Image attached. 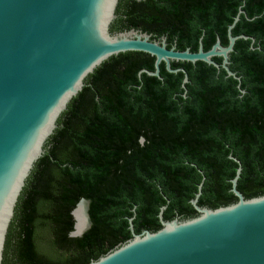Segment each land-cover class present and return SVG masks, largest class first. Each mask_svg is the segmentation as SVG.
<instances>
[{"label": "trees", "instance_id": "trees-1", "mask_svg": "<svg viewBox=\"0 0 264 264\" xmlns=\"http://www.w3.org/2000/svg\"><path fill=\"white\" fill-rule=\"evenodd\" d=\"M239 9L243 12L231 33L248 38L236 39L228 66L240 81L223 67L201 60H172L171 68L183 67L188 75L185 91L184 73L168 71L163 61L160 77L139 74L143 68L154 70L155 57L143 51L111 55L86 76L25 180L1 264H88L130 237L127 218L134 205L135 230L139 221L155 230L160 227L157 212L166 202L164 195L169 199L164 218L194 214L188 200L202 177L198 169L206 175L203 188L213 180V172L220 183L225 181L220 165L209 168L191 156L189 141L183 139L187 135L146 131L144 143L138 145L140 133L133 130L217 126L199 117L207 110H222L221 99L211 102L208 97L264 96V0H120L110 27L120 31L139 25L156 35L176 36L178 50L196 51L201 38L207 50L217 36L222 45L228 43L227 27ZM213 59L221 62L219 56ZM193 113L198 117L193 119ZM262 127L264 119H254V136L243 135V142H254V149L244 148L240 156L243 180L248 176L245 162L254 160L258 188L264 179ZM197 152L201 158H225L215 147ZM234 172L235 168L231 175ZM250 184L246 195L263 193L264 186L257 191L254 180ZM222 190L226 197L212 196L210 205L228 202L232 193ZM80 198L89 202L92 225L81 236L71 237L70 211Z\"/></svg>", "mask_w": 264, "mask_h": 264}, {"label": "water", "instance_id": "water-1", "mask_svg": "<svg viewBox=\"0 0 264 264\" xmlns=\"http://www.w3.org/2000/svg\"><path fill=\"white\" fill-rule=\"evenodd\" d=\"M118 0H0V264L9 224L18 196L44 144L57 126L69 100L83 87L84 79L102 61L125 51H143L155 57L154 70L141 69L160 77V62L168 71L184 73L170 62L197 60L223 67L240 81L229 64V53L238 38L231 30L243 12L239 9L227 27L228 43L219 37L207 50L201 38L196 51L166 46V37L150 39L136 29L111 31ZM252 41L254 40L251 37ZM221 57L216 62L213 57ZM241 91H243L241 89ZM184 94V93H183ZM238 163L239 161L236 160ZM240 164L231 179L237 200L216 208L196 204L202 181L191 203L198 211L192 217L164 220L155 231H133L132 237L88 264H264V193L245 198L237 189ZM75 220L71 235L78 236Z\"/></svg>", "mask_w": 264, "mask_h": 264}, {"label": "flooded vegetation", "instance_id": "flooded-vegetation-1", "mask_svg": "<svg viewBox=\"0 0 264 264\" xmlns=\"http://www.w3.org/2000/svg\"><path fill=\"white\" fill-rule=\"evenodd\" d=\"M119 1L120 0H118L117 6L119 4ZM117 6H116V14L118 16ZM110 27H111V25H110ZM131 28L142 31V32L144 31V32L149 33L150 39H153V40L154 39L160 40L162 36H165L166 37V46L167 47L168 46L169 47L174 46L176 48V45H177L176 36L171 38V37L166 36V34L156 35V33L143 30V28L139 25L136 27H129V28L122 27L120 29V31L128 30ZM216 99H221L222 110H219V111L207 110V111H204L199 117L204 119L202 122L214 123V124H217V126H205V127L204 126H189L186 128H168V129H162V128L156 129L155 128V129H134L133 130V132H135V133L138 131L140 133V135H138V137L136 138L138 145H141L144 143V140H145L144 132H146V131L153 132V133H161L162 132V133H179L182 135H187V136L183 137V139H186L189 141L188 143H189V147L191 150V156L193 158L198 159L201 164L206 165L209 168H212L213 166H219L220 165L221 172H222L221 174L225 180V181L220 183V181H222V180L219 177V175L215 172H213L212 174L210 173L211 177H213V180L208 181V183L203 188V184H204L206 175L203 173V171L201 169H198L199 172L202 174V177H201L200 181L197 183V189L195 190L194 195L191 198H189V200H188L190 205L193 207V210H194L193 213L194 214H192V215L188 214L185 217H181L180 215H174L172 218H169V219L164 218L163 213H164L165 209L167 208V204L169 202V199L164 195L166 202L159 206V209L157 212V217H158V221L160 223V227H161V222H160L158 213H159L160 207L162 205H166V207L164 208V210L162 212V218L164 220H171L175 217H178L179 219H183V218L192 217V216H195L198 214V211L195 209V207L191 203V199H193L195 197V194L198 191V185L202 181V179H203V181H202V185L200 188V194H199V196L197 198V202H196V204L198 206H200V207L205 206L208 208H216L218 206L226 205V204H229V203L236 201L237 197L233 193V191L231 190V187H232L231 179L234 177L235 172H236V168L238 167L239 164L241 166V172H240V175L236 181V189L245 198H250V197L257 196V195H261V194L246 195V193H244V191L246 190V187H249L251 185L250 182L253 180H254V184L256 185V189L258 191V189H260L262 186H264V179H262L263 183L258 188L257 186L259 184H257V177L254 175V160L249 159L248 161L245 162L246 173L248 174V176L244 177V180H243L241 178L242 177L243 164L241 162L240 156L242 155L244 148L248 149V150L254 149V142H251V143L249 142V143L245 144L243 142V135L254 136V119H264V111H259V107L264 108V96H256V95L244 96L242 94H238V95H232V96H220V97L211 96V97H208V101H211V102L215 101ZM259 100H261V101H259ZM258 103H261V104L259 105ZM209 107H212V105H210ZM193 115H194L193 119L198 117V116H196L195 113H193ZM262 128L264 130V127H262ZM199 135H206V136H199ZM211 147H215L218 150H221V153L224 154L225 158H223L221 161H219L218 159L211 158L210 156L205 157V158H201L200 157L201 153H198L197 150H201L204 148H211ZM233 151L235 152V154L233 153ZM197 157H199V158H197ZM236 160H238L239 163ZM191 164L195 165V163H191ZM234 168H235V172L233 175H231ZM240 178H241V181H239ZM226 181H229L230 185L227 186ZM224 187H225L227 193H229V192L232 193V195L227 196L228 202H225V203L220 202L216 206L210 205L211 204L210 199L213 198L212 196H215L218 199H224L226 197L223 190H222V189H224ZM263 193H264V191H263ZM88 205H89V202L87 199H85V213H84L85 220H84V224H83V226L85 225V227H84L83 231L81 232V234L78 236H81L92 225V218H91L89 211H88ZM135 207H136V205H134L132 207L133 215H131L127 218V221H128V219L130 217H132L133 231L135 233H140L143 230H150L149 228L143 227V224L141 223V221L137 222L139 230L138 231L135 230L134 222H133V220L136 216ZM72 209H71V211H72ZM71 211H70V214H71ZM71 216H72V214H71ZM72 219H73V216H72ZM74 222H75V220L73 219V226H74ZM73 226H72V230H70L68 232V235L71 237H78V236L71 235V232L73 231ZM160 227H158L157 229H159ZM128 229L130 231V237L129 238H131L132 232H131L130 227H129V221H128ZM157 229H155V230H157ZM155 230H150V231H155ZM129 238H127L126 240H128ZM126 240H124V241H126ZM124 241L116 244L115 246L123 243Z\"/></svg>", "mask_w": 264, "mask_h": 264}, {"label": "bare ground", "instance_id": "bare-ground-1", "mask_svg": "<svg viewBox=\"0 0 264 264\" xmlns=\"http://www.w3.org/2000/svg\"><path fill=\"white\" fill-rule=\"evenodd\" d=\"M74 215H75V218H76V228H77V230H80L81 228L84 227L83 224H84V220H85L84 210H83V205L82 204H79L76 207V209L74 211Z\"/></svg>", "mask_w": 264, "mask_h": 264}]
</instances>
